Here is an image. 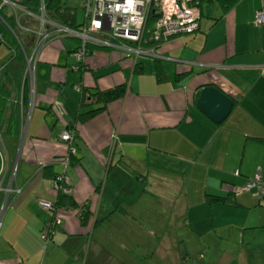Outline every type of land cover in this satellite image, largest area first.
Here are the masks:
<instances>
[{"label": "crops", "instance_id": "0c3cea01", "mask_svg": "<svg viewBox=\"0 0 264 264\" xmlns=\"http://www.w3.org/2000/svg\"><path fill=\"white\" fill-rule=\"evenodd\" d=\"M259 12L264 0H242L221 33L201 20L197 33L158 48L159 58L139 60L140 69L106 50L78 64L77 42L54 39L37 64L34 96L23 113L25 121L30 117L27 130L21 139L0 138L2 188L17 166L14 186L22 190L2 217L0 264H192L198 247H205L204 264H264V199L255 189L231 190L259 174L264 179V144L252 140L264 138ZM155 60L165 83L157 81ZM209 84L238 100L219 125L197 109ZM123 85L122 99L76 124L83 91L89 98V90ZM66 131L76 137L70 197L78 208L90 207L86 222L78 208L56 204V182L46 175L48 167L61 171ZM231 193L235 205L207 202L208 194ZM4 198L0 193V208ZM118 206L123 211L115 212Z\"/></svg>", "mask_w": 264, "mask_h": 264}, {"label": "built area", "instance_id": "2783aa9c", "mask_svg": "<svg viewBox=\"0 0 264 264\" xmlns=\"http://www.w3.org/2000/svg\"><path fill=\"white\" fill-rule=\"evenodd\" d=\"M25 0H0V11L8 8L14 13L22 12L27 17L40 22L39 29L32 32L39 36L50 39H73L80 42V49L73 53V58L84 63L88 51L85 45L95 46L106 50L120 52L132 60L134 65L140 58H159L156 50L173 39L193 35L201 28V13L199 3L202 0H84L85 22L83 32L77 29L63 28L53 21L47 14L46 0H30L37 2L40 14L36 15L23 8ZM151 13L157 16V21L149 30ZM21 15L17 17V26L12 30L16 38L25 31L30 30L32 23L27 19L23 24ZM256 22L264 23V12L257 13ZM47 29V31H45ZM2 39L0 37V44ZM21 44V43H20ZM27 59V58H26ZM37 73V61L32 63L27 59L25 81L27 82L31 96H34ZM75 133L66 131L61 134V140L69 145V152L75 155L72 144ZM71 145V146H70ZM2 160V155H1ZM64 170L56 182V191L60 194H71V177L67 172L70 159L67 156L63 160ZM17 166L12 171L9 184L6 189L2 188L3 181L0 175V193L4 192L5 198L0 208V229L2 217L5 214L12 194L18 196L21 189L14 186ZM255 189L260 200L264 199V179L259 174L255 181L241 189L231 188L234 194ZM40 206L51 211L53 205L42 201Z\"/></svg>", "mask_w": 264, "mask_h": 264}, {"label": "trees", "instance_id": "16d2710c", "mask_svg": "<svg viewBox=\"0 0 264 264\" xmlns=\"http://www.w3.org/2000/svg\"><path fill=\"white\" fill-rule=\"evenodd\" d=\"M82 0H46V8L47 14L50 18L55 21L59 22L64 26H67L69 29H77L79 30L81 27L82 22H80L76 10L73 7H68L70 2H80ZM242 0H202L199 3V9L201 13V20L204 16L209 13H205V5H218L220 10L222 11L223 15L226 16L230 13ZM83 3V2H82ZM23 8L27 9L28 11L33 12L34 14H40V7L37 2H33L30 0H25L23 3ZM22 17L23 24H27V19L32 26L37 23L35 20L24 16L22 12L14 13L10 9L2 8L0 12V18L2 21L11 29L14 30L17 26V17ZM200 20V21H201ZM218 20V19H217ZM157 21V16L151 13L149 19V30L152 29L154 24ZM216 22V21H214ZM39 29V28H38ZM22 35L19 34V39L13 36L14 47L10 50L8 57L0 63V138L3 140H17L21 139L24 133V125L25 120L23 119V113L25 108L28 106L29 97H30V89L25 81V71H26V62L27 59L22 52V48L26 47L28 53H32L31 48H27L28 46L22 41ZM19 40V41H18ZM76 41V40H75ZM21 42V44H19ZM77 42V41H76ZM79 43V41H78ZM79 46V45H78ZM77 46L75 52H78L80 47ZM160 48V47H159ZM94 50H106V49H99V48H90L88 51L87 56L93 52ZM112 51V50H106ZM74 52V53H75ZM87 58V57H86ZM151 59V58H150ZM157 59V58H154ZM76 61V60H75ZM156 62V71L155 75L157 81L159 83H165L168 79L167 73L164 69V66L160 60H155ZM78 64H84L79 63ZM136 69H140L139 64H136ZM144 69H142L143 71ZM85 91H83L82 97V104H81V111L78 113L76 124L77 125H84L87 122L91 121L92 119L96 118L101 113L105 112L108 108V105L112 102L118 101L122 99L125 94L127 93L126 85L119 86L110 90L102 91V90H89L88 93L90 94L89 98L85 97ZM224 92V91H223ZM225 93V92H224ZM228 95L227 93H225ZM231 97L230 95H228ZM234 108L238 103V100L234 99ZM76 138V137H75ZM253 141L264 144V138H255L252 139ZM65 155L61 159V171L57 174L54 172L52 167H48L46 169V175L51 180L57 182L59 176L64 170L63 160L69 156L70 159V166L68 169L71 168L76 162L77 158L74 154L69 152V148H65ZM1 151H0V173H1ZM70 175V174H69ZM71 177V176H70ZM56 183H54L56 189ZM58 196V202L56 203L58 206H69L73 209H77L78 205L75 202H72L71 195L60 194L56 191ZM207 202L210 205H235V200L233 194L231 193L227 197L208 194L207 195ZM11 203V202H10ZM10 205V204H9ZM90 207L85 206L79 209V215L81 217V221H87L90 217L92 212L89 209ZM54 208L49 211L52 212ZM123 211L122 207H116L115 212ZM54 231V225L52 224L49 228V231Z\"/></svg>", "mask_w": 264, "mask_h": 264}, {"label": "rangeland", "instance_id": "374dc122", "mask_svg": "<svg viewBox=\"0 0 264 264\" xmlns=\"http://www.w3.org/2000/svg\"><path fill=\"white\" fill-rule=\"evenodd\" d=\"M68 7H73L79 16L80 22L84 20L85 12L83 9V3L82 2H70L68 4ZM205 13H210V18L204 17L202 20L203 22L207 24H211L215 28V34L221 33L222 23L225 22V16L223 15L222 11L220 10V7L218 5H205ZM214 19L216 22H214ZM218 19V20H217ZM260 27V26H258ZM207 31V30H206ZM0 37L3 40V42L0 44V63L6 59L10 53V48L14 47V41H13V35L8 30V28L4 25V23L0 20ZM140 60H146L143 58H140ZM28 121H26V124ZM198 256L196 257L195 261H191L192 264H204V261L201 260L202 257L205 256V247L201 250V247H198Z\"/></svg>", "mask_w": 264, "mask_h": 264}, {"label": "water", "instance_id": "95a60500", "mask_svg": "<svg viewBox=\"0 0 264 264\" xmlns=\"http://www.w3.org/2000/svg\"><path fill=\"white\" fill-rule=\"evenodd\" d=\"M234 108V100L213 84L203 86L197 109L214 124L226 121Z\"/></svg>", "mask_w": 264, "mask_h": 264}, {"label": "bare ground", "instance_id": "6f19581e", "mask_svg": "<svg viewBox=\"0 0 264 264\" xmlns=\"http://www.w3.org/2000/svg\"><path fill=\"white\" fill-rule=\"evenodd\" d=\"M84 0L80 1V2H83ZM8 9V8H7ZM84 9V8H83ZM1 12V11H0ZM84 12L86 13L85 9H84ZM77 13V11H76ZM77 16H78V13H77ZM79 18V16H78ZM0 20H2L0 18ZM3 22V21H2ZM84 22H85V17H84ZM4 23V22H3ZM59 26L63 27V28H67V26H64L62 25L61 23L57 22ZM4 25L8 28V30L12 33L13 36H15L12 32V30L4 23ZM40 25V22H37L34 24V26H32L30 28V30H27L25 31L23 34H22V38H23V42L28 46L27 48H31L32 49V53H28L27 50H26V47L22 48V52L24 54V56L32 63H36L37 61V64L39 62V59L41 57V54L43 53V51L53 43L52 40L50 39H45L41 36H39L38 34L32 32L34 29H38V26ZM15 30V29H14ZM85 30L84 28V25H83V22L81 24V27H80V31L83 32ZM47 31V29L45 30ZM16 38V37H15ZM17 39V38H16ZM19 41V40H18ZM3 42V40H2ZM21 42H19L20 44ZM77 44L79 45L78 47H80V42L78 43L77 41ZM85 48L87 49V51L90 50V48H95V46H88V44L85 45ZM5 60V59H4ZM30 118V117H29ZM27 119V121L29 122L30 119ZM24 129L27 130V124H26V121H25V125H24ZM25 133V131H24ZM9 208V207H8ZM7 208V209H8ZM2 225H3V219H2ZM2 228V227H1ZM1 230V229H0Z\"/></svg>", "mask_w": 264, "mask_h": 264}]
</instances>
